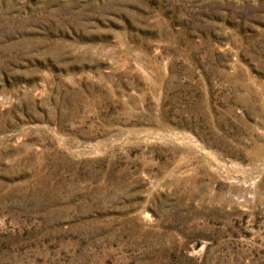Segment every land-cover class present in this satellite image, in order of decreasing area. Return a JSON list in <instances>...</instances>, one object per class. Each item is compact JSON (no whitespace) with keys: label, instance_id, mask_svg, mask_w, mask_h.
<instances>
[{"label":"rangeland","instance_id":"rangeland-1","mask_svg":"<svg viewBox=\"0 0 264 264\" xmlns=\"http://www.w3.org/2000/svg\"><path fill=\"white\" fill-rule=\"evenodd\" d=\"M0 264H264V0H0Z\"/></svg>","mask_w":264,"mask_h":264}]
</instances>
